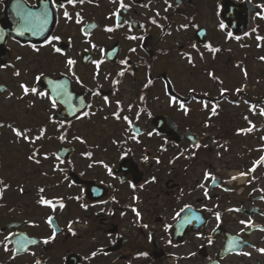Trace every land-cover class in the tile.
<instances>
[{
    "label": "flooded vegetation",
    "instance_id": "flooded-vegetation-1",
    "mask_svg": "<svg viewBox=\"0 0 264 264\" xmlns=\"http://www.w3.org/2000/svg\"><path fill=\"white\" fill-rule=\"evenodd\" d=\"M120 3L0 0V264H180L166 261L197 255L205 264L227 232L251 242L261 263L264 230L253 219L264 217V196L248 195L252 212L240 210L247 224L233 232L235 218L210 204L224 180L213 183L203 166L208 124L220 120L223 102L236 103L232 92L248 93L221 83L236 71L250 77L254 50L264 58V0ZM67 105L80 111L58 117ZM106 112L125 130L111 138L116 161L108 143L79 132L106 121ZM159 115L174 122L167 135L156 130ZM62 146H75L67 160L56 154ZM124 160L132 161L121 167ZM72 174L95 185L87 192ZM186 209L205 227L179 240L172 229Z\"/></svg>",
    "mask_w": 264,
    "mask_h": 264
},
{
    "label": "rangeland",
    "instance_id": "rangeland-1",
    "mask_svg": "<svg viewBox=\"0 0 264 264\" xmlns=\"http://www.w3.org/2000/svg\"><path fill=\"white\" fill-rule=\"evenodd\" d=\"M253 54L254 56L252 58V62L250 63L252 70L250 77L245 78L240 71H236L233 82L226 80L222 84L224 85V90L235 89L236 86H247L248 93L252 95L253 98L264 99V65L261 61L262 58L260 59L262 52H256L254 50ZM238 58L245 60L244 55L240 56L238 54ZM181 85L182 80H179L178 86L180 88H182ZM197 107L195 111L198 117L203 114L197 111ZM261 107V110L264 112V104L262 106L257 105L254 109L260 110ZM223 108L225 110L222 112L220 120L215 123L216 125L212 126L213 124H208L211 129L206 132V140L208 143L206 150H210L211 154L206 152L205 166L203 167H205V173L209 178L218 174L219 177L221 176L224 180V184L229 187L232 186L233 188L231 191H227L222 188L215 189L212 195H216V199L210 200V204L211 206L216 204V208H218L223 215L226 213L228 217L235 218V222H233L232 227H230L231 230L235 232L240 230L245 223L247 224L245 219L242 217L240 210L242 208H249L252 204L250 196H248L249 193L253 192L252 196L255 197L262 195V189H264V171L262 172L259 167L256 166L255 171H252L254 168L251 167L254 160H258L260 157L264 156V129H259L257 132L251 133L252 135L247 133L242 136H236L234 135L235 133H231L227 136L226 130H241L244 126L245 120L253 115L255 110L253 111L252 107H247L244 104L231 105L223 103ZM260 114L255 119V125L259 122H264V117ZM105 115L107 117V119H105L106 121L97 123V126L93 129H81L79 132L90 137L89 142L91 141L93 144L96 143L95 141L97 140L108 143L109 159L116 161L120 158L118 153L119 150L118 147L112 143L111 138L118 137L121 135L120 132L125 130L122 129L124 127L122 123L119 127L117 126L119 125L118 123H114V121H116L113 117L114 114L106 112ZM204 115L207 117V112ZM250 129L251 131L253 130L252 126ZM250 129L247 128L249 131ZM246 150H249L248 153ZM241 173H245V175H241ZM246 185H248L247 188ZM61 191L62 193L69 192V188L66 184H64V189ZM257 204L258 206L264 207V201ZM229 211L231 213H228ZM242 221L244 223H241ZM253 221L264 222V217L254 218ZM209 227L212 228L213 226L209 225ZM254 237L255 240H261V236L258 234L254 235ZM218 243L221 244L220 242ZM262 247L264 249V245ZM253 251L254 250L248 249L241 254L235 255V257L232 256L227 258L226 264H259L258 260L262 257V254H259L256 251V253H254ZM251 252L253 254L252 257L250 255ZM173 260L180 264H199L200 261H205L202 257L197 255L193 259L195 260L194 262H190L188 260L180 261L178 256L170 258L166 262L170 263ZM261 263L264 264V261Z\"/></svg>",
    "mask_w": 264,
    "mask_h": 264
},
{
    "label": "water",
    "instance_id": "water-1",
    "mask_svg": "<svg viewBox=\"0 0 264 264\" xmlns=\"http://www.w3.org/2000/svg\"><path fill=\"white\" fill-rule=\"evenodd\" d=\"M225 6H226L227 10L230 8V6H228V4H225ZM223 15L225 16V12H223ZM248 25L249 24H247L242 31H237L236 33L244 32L245 30L248 29ZM53 88H52L51 92H53V95L57 98L58 94H57V92H55L56 90H55L54 86H53ZM61 95L65 96V95H63L62 92H61ZM66 107H67V109L63 110L60 114H58V117L61 116V117L68 118L72 115H75L77 112L80 111V110H76L74 107H73V110H71V109H69L68 105ZM154 121H155V125H156V128L158 129V131H160L161 133H165L166 135L169 133V132H167V127H168L169 123H173L171 120H169L167 117L164 116V117H156ZM135 131L139 133V132H141V129H139V127H135ZM187 135H188L187 133L184 134L185 137ZM74 152H75V148L73 146H66V147L61 148L57 154L63 158H69ZM131 161L132 160H124L121 164V167H123L124 163H126V162L129 163ZM73 177H74L75 182L86 185L87 192L90 191L93 184L95 185V183H93L92 181L82 180L76 174H73ZM247 213L250 214L251 212H247ZM199 216H201V214ZM202 217L203 216L198 218V214H193L190 211V209L184 210L182 215H181V219L174 226V230H173L174 235L177 237V239L181 240L180 237L184 236L187 233V231L190 229H196V230L202 229L203 225H204V219H202ZM192 218L194 220L191 222ZM219 235H221L220 230H217L213 234V236L215 238L218 237ZM227 236H228L227 237L228 238L227 244L223 248L222 252L220 253V257H224L225 255H227L230 252H233L234 250L236 252L240 251L241 249H243V247H245V245L247 243V242H244V243L240 244L239 242H240L241 238L239 239L236 236L233 237V235H230V234H227ZM208 264H219V262L217 260H214L213 262H210Z\"/></svg>",
    "mask_w": 264,
    "mask_h": 264
},
{
    "label": "snow or ice",
    "instance_id": "snow-or-ice-1",
    "mask_svg": "<svg viewBox=\"0 0 264 264\" xmlns=\"http://www.w3.org/2000/svg\"><path fill=\"white\" fill-rule=\"evenodd\" d=\"M68 2L71 4V3H74L75 0H68ZM80 2L83 3V0H80ZM120 6H121V7H126V5L123 4V0H121ZM68 15H69V14H68L67 12H65V16H68ZM69 19H71V17H69ZM182 27H186V26H182ZM107 30H108V31H112L113 29L108 28ZM53 39H59V37H54ZM57 51H59V49H57ZM262 59H264V58H262ZM74 63H75V61H73V60H71V59L68 60V64H69V65H72V64H74ZM122 63H126V61H122ZM17 75H19V73H17ZM120 75H123V72H121ZM21 87L23 88L25 94H27V93L29 92V89H28V87H27L26 85H21ZM31 91H32V92H36V89L33 88V89H31ZM105 99H107V98H105ZM175 99H176V98L173 97V100H174V101H175ZM180 106L183 108V107H184L183 103H181ZM53 107H55V101H53ZM115 115H116L117 118L119 119V114L116 113ZM125 119H127V117H125ZM14 131H15L17 137H22V138H24V139H29V137L25 134V132H23V131H21V130H19V129H14ZM40 138H41L40 136L35 137V139H37V140H39ZM261 161H264V157L261 158ZM257 163H260V161H258ZM253 170H254V169H253ZM241 175H245V173H241ZM234 178H235V177H234ZM217 218H219V215H218V214H217ZM241 223H244V222L242 221ZM6 239H7V238H6ZM45 243H47V240L45 241ZM261 251H264V250H261Z\"/></svg>",
    "mask_w": 264,
    "mask_h": 264
},
{
    "label": "trees",
    "instance_id": "trees-1",
    "mask_svg": "<svg viewBox=\"0 0 264 264\" xmlns=\"http://www.w3.org/2000/svg\"><path fill=\"white\" fill-rule=\"evenodd\" d=\"M248 98H250V100H252L253 103H255L256 105H260V106H262V105L264 104V99H263V98H260V99L255 98V99H254V98L251 97V96L248 97ZM236 100H237V102H240V100H242V99L238 96ZM255 108H256V107H255ZM224 110H225V109L222 108V109H221V112H224ZM260 110H261V108H260ZM260 110H255V111L253 112V113H254L253 115H254V116L258 115V113L261 112ZM231 133H233L232 130H227V131H226V135H227V136H228L229 134H231ZM251 149H252V148H251ZM248 151H249V150H246L247 153H248Z\"/></svg>",
    "mask_w": 264,
    "mask_h": 264
}]
</instances>
